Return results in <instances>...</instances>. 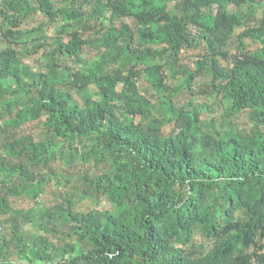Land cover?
I'll return each instance as SVG.
<instances>
[{
	"label": "trees",
	"instance_id": "16d2710c",
	"mask_svg": "<svg viewBox=\"0 0 264 264\" xmlns=\"http://www.w3.org/2000/svg\"><path fill=\"white\" fill-rule=\"evenodd\" d=\"M32 4L0 0V264H264V0ZM29 10L44 22L22 29ZM27 46L42 51L37 68L21 60ZM90 47L99 54L85 60ZM203 73L211 105L175 108L176 76L191 91ZM73 90L85 91L82 105ZM162 107L168 118L151 117ZM28 122L36 135L20 133ZM56 159L76 173L59 175L63 186L81 183L96 208L76 211L69 190L15 209L37 201ZM80 162L102 171L80 174Z\"/></svg>",
	"mask_w": 264,
	"mask_h": 264
},
{
	"label": "rangeland",
	"instance_id": "374dc122",
	"mask_svg": "<svg viewBox=\"0 0 264 264\" xmlns=\"http://www.w3.org/2000/svg\"><path fill=\"white\" fill-rule=\"evenodd\" d=\"M28 3L33 6L32 4V0H27ZM56 6L59 7L61 6L60 2H56ZM232 11V10H230ZM213 14L215 13V10L213 9ZM26 18H25V23L22 26V29H30L35 25H38L39 23L44 22V19L38 15V13L36 11H30L29 13L26 14ZM257 17L258 14H257ZM1 22V20H0ZM126 23L133 29L136 28V23L132 20H126ZM241 31H236L235 35L232 36V41H230L231 43H234L235 37L237 34H239ZM55 34V30L54 29H48V35L53 36ZM0 40L4 42L3 37L0 36ZM141 46L143 47L145 46L143 43H141L140 41H138ZM229 42V43H230ZM245 45H246V51L249 52H254L256 50V46L252 45V43H250L248 40L245 41ZM19 49V48H18ZM201 47L194 49V50H190V51H184L182 52L181 58H180V63H183L187 66H191V63L194 59L195 56H197L198 54H201ZM229 49H232V44L229 46ZM22 52H23V57H22V62L26 65H28L30 68H37L39 65L37 63V60L40 58L39 56L42 54V51L39 52L38 54H33L31 47H22ZM99 54V51L97 48H87L84 51V59L88 60L90 58L95 57L96 55ZM70 67H72L71 69H77L78 67L75 66L72 62L69 63ZM223 65H225L222 62ZM182 79L181 74L176 76L175 81L173 82L174 88L172 89V94L173 96V101H172V105L175 106V108H181L183 107V105L187 104L188 102H191L192 104L196 105V106H201V105H206V106H210L211 103L213 102L212 99L210 98L209 93L212 91L211 87H208L211 83V77L208 73H203L202 76L198 77L197 79L194 80V82L191 85V91L185 89V88H180V81ZM142 84V86H141ZM141 89L144 93V96L151 99L154 103L157 102V98L155 97V92L151 89V87L145 83L142 82L140 83ZM94 91L93 87H90L88 89V93H92ZM72 95L74 100L76 101V103H78L79 105H82L84 102V99L86 98L85 95V91H76L73 90L72 91ZM160 102L166 103L167 101L164 99H160ZM216 112L218 113V107H215ZM168 108L166 109V107H162L160 110H156L151 114V117L153 118H160V119H165L168 118ZM219 115V114H217ZM123 121L125 123H129V122H134L136 124L139 123L140 119L138 117H131V116H124L123 117ZM175 126L173 125V123H167L164 128H163V133L164 134H169L172 130H174ZM20 133L23 134H31V135H36L37 132L40 130V126L37 122H28L25 123L23 126H21L19 128ZM90 167H92V162H87V163H83L80 162L77 165L78 168V172L80 174L85 173L84 175L88 174H100L102 170L96 169L94 168V170H91ZM99 168V167H98ZM90 169V170H89ZM88 170V172H86ZM42 173L45 175V177H48V184L44 186V192L41 194V196L38 197L37 201L34 202L31 199L25 198V199H19V200H12L11 201V205L15 208V209H24V210H34V211H38L40 209H43L45 207H49L52 206L58 202H61V200L65 197V193L67 191H71L72 190V194L74 195V201H75V209L76 211L80 212V213H87L89 211H91L92 209L96 208V201L94 199H92L89 196H85L82 195L83 194V188H82V184L81 183H77V182H71L69 184L65 186H63L64 181H62V179L60 178L59 175H65V176H69L70 177H74V175H76V173H70L69 171L66 170V168L64 167L63 163H61V161L59 159L53 160L52 163L50 164L49 168L43 169ZM49 175H48V174ZM55 176L56 179L52 176ZM71 175V176H70ZM57 181L61 182L58 183ZM80 184V185H79ZM78 185V186H77ZM72 186H77L78 188H80L81 191H78L74 188H72ZM25 232L27 234H33L35 232V229L33 227L28 226L27 229L25 230ZM72 242V241H70ZM68 241H66V243H70ZM84 246L83 249L85 250Z\"/></svg>",
	"mask_w": 264,
	"mask_h": 264
}]
</instances>
